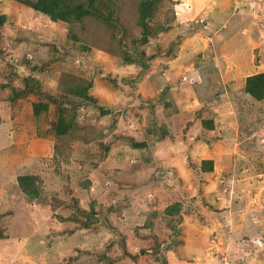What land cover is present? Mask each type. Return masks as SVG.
<instances>
[{"label":"rangeland","instance_id":"rangeland-1","mask_svg":"<svg viewBox=\"0 0 264 264\" xmlns=\"http://www.w3.org/2000/svg\"><path fill=\"white\" fill-rule=\"evenodd\" d=\"M177 1L0 0V264H264V0Z\"/></svg>","mask_w":264,"mask_h":264},{"label":"trees","instance_id":"trees-1","mask_svg":"<svg viewBox=\"0 0 264 264\" xmlns=\"http://www.w3.org/2000/svg\"><path fill=\"white\" fill-rule=\"evenodd\" d=\"M19 1L33 7L34 9H36L38 11L47 13L52 18H57V17L65 18L67 16V13L65 12V10H67L68 6H69L68 0H36L35 2H33L31 0H19ZM146 4H147V2L144 3V5H143L144 13L140 19V25L143 28V37L140 40L136 41V44H143V43L146 44L148 41L149 28H148V23L146 21V18H147V16H149L150 7H147ZM150 5H151V3H150ZM78 11L80 12V14H82V12H83V10L80 6L78 7ZM78 16H80V15H77V17ZM245 92L247 94H250L251 96H253L254 98H256L258 100H261L262 98H264V72L251 75L246 79ZM204 126L207 129L210 128L209 125L204 124ZM135 145L139 148H141L142 146L143 147L146 146L145 143H135ZM203 162H204L203 164L207 163L210 165V166H207V168L202 169L204 172L205 171L206 172L213 171L214 168H213V162L212 161H207V162L203 161ZM23 180H24V178L20 179V186L22 187V190L26 194L29 195V190L24 185ZM173 206H175V207L167 209L166 213L168 215L173 216V215H175V214L177 215L179 213L180 205L175 204ZM173 208L175 210H173ZM179 218L181 219L180 216H179ZM176 235H177V233H176Z\"/></svg>","mask_w":264,"mask_h":264},{"label":"crops","instance_id":"crops-1","mask_svg":"<svg viewBox=\"0 0 264 264\" xmlns=\"http://www.w3.org/2000/svg\"><path fill=\"white\" fill-rule=\"evenodd\" d=\"M217 1L218 0H193L192 3L194 5V9L186 10L183 3H181L180 0H178L177 1V4H178L177 7H179L180 13L182 15H191L190 17L193 18V20L196 19V16L200 17L201 13H205L206 10L208 12H210L213 16L216 15V17L214 19H211L212 27L214 29L213 30V34H214L213 38L215 39L216 37L220 36V41L223 43L225 41V38L227 36H229L230 33L233 31V29H230V27L228 26V24H230V20H232L233 16H239L240 13L235 12V14H232L230 17V15L228 13L232 12V10H234L233 7H230V8L225 7L224 8V7H222L223 6V3H222V5L220 4V8H218V7L215 8V6L219 5V3H220V0L218 1L219 2L218 4H217ZM222 1H224V0H222ZM186 4L191 6L189 3H186ZM210 6L213 7L211 10H209V8H208ZM241 10H243L244 15L251 14V13L257 14V11L255 9H251L250 7L244 8ZM214 11H215V14H214ZM218 17H220V18H218ZM188 20H192V19H188ZM208 22H209V20H208ZM218 24H221L222 26L219 27ZM254 26H255V20L254 21L251 20V21H249V25L247 27L245 26L244 29L241 30V32H243L244 34L246 33V39H249V40L253 39L251 37L250 33L252 30V27H254ZM218 39H219V37H218ZM248 47L251 48V46H248ZM235 51L236 50H233L231 55H229V57H232V55L236 53ZM214 143H216V142H214ZM213 171H214V169H213ZM213 171H211V172H213ZM196 172H197L198 177L203 176L205 174L200 169H196ZM211 172H209V173H211ZM235 172H241L239 167L236 168ZM229 176L230 175H228V173H227V177H229ZM238 239H240V238L238 237Z\"/></svg>","mask_w":264,"mask_h":264}]
</instances>
